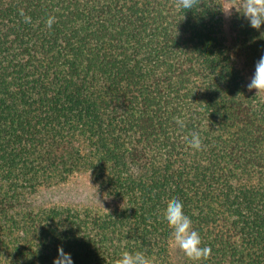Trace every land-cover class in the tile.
I'll list each match as a JSON object with an SVG mask.
<instances>
[{
	"label": "trees",
	"instance_id": "trees-1",
	"mask_svg": "<svg viewBox=\"0 0 264 264\" xmlns=\"http://www.w3.org/2000/svg\"><path fill=\"white\" fill-rule=\"evenodd\" d=\"M242 3L0 0V264L58 247L194 264L164 219L177 199L211 248L196 264H264V93L247 88L264 25ZM76 177L110 207L43 199Z\"/></svg>",
	"mask_w": 264,
	"mask_h": 264
},
{
	"label": "clouds",
	"instance_id": "clouds-1",
	"mask_svg": "<svg viewBox=\"0 0 264 264\" xmlns=\"http://www.w3.org/2000/svg\"><path fill=\"white\" fill-rule=\"evenodd\" d=\"M177 6L183 9V13L198 10L201 7V5H197V0H178ZM230 9L233 8H229L225 12L227 13ZM21 15H23V12H21ZM242 16L248 21L251 28L259 30L264 25V0H243ZM24 19L25 22H30V17L25 16ZM54 20L55 17L47 19L48 28L52 27ZM247 88L249 90L255 89V95L264 93V54L256 63L254 74ZM176 123L181 129L185 127L184 122L180 119H177ZM187 143L191 149L201 150L202 141L198 133H192ZM164 219L171 230L174 245L188 260L196 264V262L206 260L210 256L211 248L202 246L201 237L192 228V220L185 214L182 201L178 199L171 201L166 209ZM57 253V257L53 259V264H73L71 255L66 253L62 247H58ZM117 264H151V260L141 251H125L117 260Z\"/></svg>",
	"mask_w": 264,
	"mask_h": 264
},
{
	"label": "rangeland",
	"instance_id": "rangeland-1",
	"mask_svg": "<svg viewBox=\"0 0 264 264\" xmlns=\"http://www.w3.org/2000/svg\"><path fill=\"white\" fill-rule=\"evenodd\" d=\"M43 199L51 202H69L102 209L110 207V203L100 198L84 177H76L63 187L45 192ZM177 251L175 247L174 254H177Z\"/></svg>",
	"mask_w": 264,
	"mask_h": 264
}]
</instances>
